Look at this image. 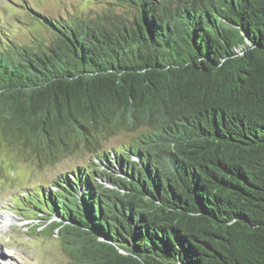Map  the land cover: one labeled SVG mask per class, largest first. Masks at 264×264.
<instances>
[{"label":"trees","instance_id":"obj_1","mask_svg":"<svg viewBox=\"0 0 264 264\" xmlns=\"http://www.w3.org/2000/svg\"><path fill=\"white\" fill-rule=\"evenodd\" d=\"M30 9L50 35L0 45V133L39 160L93 154L30 197L51 211L36 229L70 264H264V0Z\"/></svg>","mask_w":264,"mask_h":264},{"label":"rangeland","instance_id":"obj_2","mask_svg":"<svg viewBox=\"0 0 264 264\" xmlns=\"http://www.w3.org/2000/svg\"><path fill=\"white\" fill-rule=\"evenodd\" d=\"M30 7L52 18L94 15L107 9V0H0V45L11 41L29 44L35 38H49V30ZM128 9L120 8L118 12L130 15L132 11L127 12ZM131 139L130 132L122 131L104 140L102 148L109 150ZM4 141L0 133V264H70L62 239L49 235L48 229L43 231V226L36 229L51 211H33L30 197L40 199L44 206L45 196L48 199L62 177L70 175L77 166L90 165L93 154L82 147L61 152L52 160H39L33 153L24 154ZM9 214L12 221H4L2 217Z\"/></svg>","mask_w":264,"mask_h":264},{"label":"bare ground","instance_id":"obj_3","mask_svg":"<svg viewBox=\"0 0 264 264\" xmlns=\"http://www.w3.org/2000/svg\"><path fill=\"white\" fill-rule=\"evenodd\" d=\"M2 219L4 220V221H12V219H13V217L9 214V215H6V216H4V217H2Z\"/></svg>","mask_w":264,"mask_h":264}]
</instances>
